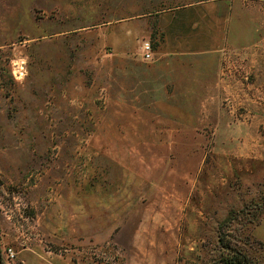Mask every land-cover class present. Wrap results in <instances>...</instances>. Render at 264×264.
<instances>
[{
	"label": "rangeland",
	"instance_id": "374dc122",
	"mask_svg": "<svg viewBox=\"0 0 264 264\" xmlns=\"http://www.w3.org/2000/svg\"><path fill=\"white\" fill-rule=\"evenodd\" d=\"M220 231L264 264V0H0V264H214Z\"/></svg>",
	"mask_w": 264,
	"mask_h": 264
},
{
	"label": "trees",
	"instance_id": "16d2710c",
	"mask_svg": "<svg viewBox=\"0 0 264 264\" xmlns=\"http://www.w3.org/2000/svg\"><path fill=\"white\" fill-rule=\"evenodd\" d=\"M218 243L225 250V255L214 264H255L246 255L230 246L222 231L219 232Z\"/></svg>",
	"mask_w": 264,
	"mask_h": 264
},
{
	"label": "built area",
	"instance_id": "2783aa9c",
	"mask_svg": "<svg viewBox=\"0 0 264 264\" xmlns=\"http://www.w3.org/2000/svg\"><path fill=\"white\" fill-rule=\"evenodd\" d=\"M142 51H143L144 57L145 58H149L150 47H149V43L148 42H144V44L142 46Z\"/></svg>",
	"mask_w": 264,
	"mask_h": 264
},
{
	"label": "crops",
	"instance_id": "0c3cea01",
	"mask_svg": "<svg viewBox=\"0 0 264 264\" xmlns=\"http://www.w3.org/2000/svg\"><path fill=\"white\" fill-rule=\"evenodd\" d=\"M167 10H171V8H168ZM176 81H174L173 83H175ZM177 82H178V80H177ZM180 83V82H179Z\"/></svg>",
	"mask_w": 264,
	"mask_h": 264
}]
</instances>
